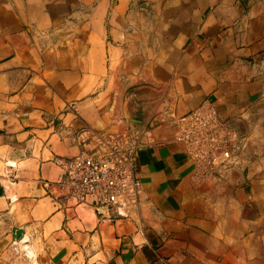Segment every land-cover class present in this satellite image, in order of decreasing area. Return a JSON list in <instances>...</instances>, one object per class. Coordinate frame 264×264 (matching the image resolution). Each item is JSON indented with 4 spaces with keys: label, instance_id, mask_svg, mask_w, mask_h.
<instances>
[{
    "label": "crops",
    "instance_id": "crops-1",
    "mask_svg": "<svg viewBox=\"0 0 264 264\" xmlns=\"http://www.w3.org/2000/svg\"><path fill=\"white\" fill-rule=\"evenodd\" d=\"M205 103L245 140L206 179L174 118ZM129 127L108 221L54 160ZM0 264H264V0H0Z\"/></svg>",
    "mask_w": 264,
    "mask_h": 264
},
{
    "label": "built area",
    "instance_id": "built-area-1",
    "mask_svg": "<svg viewBox=\"0 0 264 264\" xmlns=\"http://www.w3.org/2000/svg\"><path fill=\"white\" fill-rule=\"evenodd\" d=\"M175 138L185 144L200 178H216L232 166L245 144L240 133L205 103L174 117ZM140 138L131 127L99 136L93 147L69 159L56 157L67 178V197L77 207L98 211L105 220L130 217L140 205L141 180L135 166Z\"/></svg>",
    "mask_w": 264,
    "mask_h": 264
},
{
    "label": "rangeland",
    "instance_id": "rangeland-1",
    "mask_svg": "<svg viewBox=\"0 0 264 264\" xmlns=\"http://www.w3.org/2000/svg\"><path fill=\"white\" fill-rule=\"evenodd\" d=\"M138 136H139V134H138ZM140 138V137H139Z\"/></svg>",
    "mask_w": 264,
    "mask_h": 264
},
{
    "label": "water",
    "instance_id": "water-1",
    "mask_svg": "<svg viewBox=\"0 0 264 264\" xmlns=\"http://www.w3.org/2000/svg\"><path fill=\"white\" fill-rule=\"evenodd\" d=\"M18 232V231H17Z\"/></svg>",
    "mask_w": 264,
    "mask_h": 264
}]
</instances>
